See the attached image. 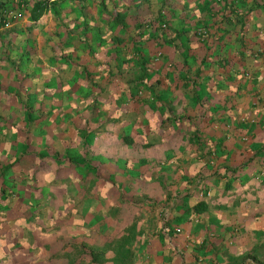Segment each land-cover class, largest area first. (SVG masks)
Here are the masks:
<instances>
[{
  "label": "crops",
  "instance_id": "crops-1",
  "mask_svg": "<svg viewBox=\"0 0 264 264\" xmlns=\"http://www.w3.org/2000/svg\"><path fill=\"white\" fill-rule=\"evenodd\" d=\"M36 1L0 26V169L37 174L35 187L59 197L80 182L74 212L98 199L122 221L99 225L95 239L84 223L85 239L132 247L122 264L140 252L142 264H219L264 245V0ZM144 62L153 73L138 80ZM18 142L27 152L15 163ZM75 150L96 175L77 173ZM30 196L11 192L9 213L28 214ZM137 212L154 224L128 222Z\"/></svg>",
  "mask_w": 264,
  "mask_h": 264
},
{
  "label": "rangeland",
  "instance_id": "rangeland-1",
  "mask_svg": "<svg viewBox=\"0 0 264 264\" xmlns=\"http://www.w3.org/2000/svg\"><path fill=\"white\" fill-rule=\"evenodd\" d=\"M81 92H83V90ZM94 103L96 102L91 103L92 106ZM69 116H71V113H65L63 116L62 114H59V117H65L67 121ZM142 122L144 123V121ZM44 123L45 120L43 119L37 124L36 128L38 131L41 130V126H44ZM131 128L133 127L127 123L124 125L125 130L130 131ZM80 147H82V145ZM26 152L27 150L25 143L22 144V142H18L17 148L15 147V149L11 152V154H14V158L16 160L15 163L19 162L22 157L24 158ZM75 152L79 153V155H77L76 159L73 161L77 173H81L83 174V177H86V171L91 170V172L96 175V166L86 165L87 162L80 153L82 151L75 150ZM45 153L51 155L49 151H45ZM64 158L65 157L62 155L61 158H54V161L58 164H63V162L66 163ZM60 167L64 166L60 165ZM64 172L65 168L60 169L58 174H63ZM45 174L47 178L45 183L49 184L52 188V175L49 170ZM22 176V174L14 172L8 165L3 166L1 179L4 183V186L14 187L15 193L24 196L25 188L19 190L16 188L17 185L13 186L15 182L20 180V177ZM84 182L87 181L83 180L81 184H84ZM73 185H75V188L72 187L74 191L70 192L72 196L69 194V197V195L65 193L59 197L54 195L56 194L55 192H57V190H52L51 193L47 186L43 185L37 188L35 187L34 183L30 182L26 185V187H28V189L31 191V196L30 198H24L27 205H29V207L25 209L28 214H21V216H19V214L12 215L9 213L10 207L6 208L4 204L0 203V207H2V212L4 213V216L0 217V254H2L0 255V264H96V262L98 264V261L92 260L91 258L96 255L107 259V264H122L124 262L122 258L123 254L127 253L128 251L131 252L132 247L130 249V247L121 245V242L123 241H115L117 237L113 238L111 241V244L113 245L109 247H96L92 243H89L87 239H85L87 231L83 230L84 223H90L93 229L89 230V236L91 234L93 239L101 237L99 234L100 228H98V226L107 222L115 224L117 221V214L107 213L106 207L101 206V200L99 201L98 199L92 200L93 209L90 214L81 212L82 208L80 209V207H78L77 211L74 212L72 206H79L82 204L80 199L83 195V188H81L80 182L77 183L75 181ZM125 187H127V185L124 186V188ZM76 188L78 189L77 191L75 190ZM35 189L39 192L41 197L36 194ZM58 189L62 191L64 187L59 185ZM4 193H9V189ZM50 195H53L54 197ZM39 200L42 202V204L40 207H36V204L39 202ZM69 201H77V204L72 205ZM82 206L84 208L86 203ZM139 210L141 211L146 209L141 208ZM147 217L148 216L146 214L137 212L133 216L130 215L129 219L127 220L128 222L137 220L140 225L143 226L154 224V222L152 223L143 221ZM2 218H6L8 221H15L1 223ZM19 218L20 220H18ZM117 222L121 223L122 221ZM21 229L23 230L21 231ZM131 230L132 229L124 230L125 235L127 232L131 233ZM143 230L144 229H140L141 236L149 232L148 229H146V231ZM20 232L22 233L20 234ZM104 241L106 242V238H104ZM257 245L259 247L258 250L262 253L264 264V245L260 243H257ZM254 248L257 249V246ZM254 248L250 247L247 249L246 252L243 253L244 258L238 261L222 262L221 258L218 257V261L220 262L219 264H261L257 262L252 256ZM79 253L86 255L84 256V259L81 258L79 262L70 260L77 257V254ZM141 253L142 252H140L138 255H135L136 259L133 261L135 264H142L141 261H143V259L141 258ZM151 258L152 256H150V259ZM154 263L158 264L159 262L154 260Z\"/></svg>",
  "mask_w": 264,
  "mask_h": 264
},
{
  "label": "trees",
  "instance_id": "trees-1",
  "mask_svg": "<svg viewBox=\"0 0 264 264\" xmlns=\"http://www.w3.org/2000/svg\"><path fill=\"white\" fill-rule=\"evenodd\" d=\"M42 1V3H40ZM34 4H43V0H38V1H36ZM43 6V5H42ZM167 23H166V21H164V22H161L160 23V25L163 27V28H165V25H166ZM191 26H193V33H200V34H204V35H206L207 34V30L205 29V28H201V30H198L199 29V25H196V24H193V23H189V30H190V27ZM161 27V28H162ZM162 28V29H163ZM161 33H163V31H161ZM163 57V50H162V48H158L157 50H156V52H155V54L153 55V57H152V61H156L157 62V60L159 61V60H161V58ZM189 60V55H188V53H187V55L185 56V61H188ZM145 63V62H144ZM155 65V64H154ZM153 65V68L154 69H156L155 68V66ZM143 71L142 72H140L138 75H137V79L138 80H142V79H145V78H147L148 76H150L152 73H153V70L151 69V65H149V64H147V63H145V65H144V67H143V69H142ZM40 153V156L42 157H44L45 159H46V164H48L49 165V161H48V159L46 158L47 156H49V154L48 153H45L44 151H42V152H39ZM53 158H56V156H52ZM45 164V167L47 168L48 166ZM55 164L53 163V166H54ZM11 168L14 170V167L13 166H11ZM2 172H3V168H1L0 169V201H2V204H4V206L7 208V206H8V203L6 202V198H7V196L11 193V192H14V190H15V188L14 187H6V186H4V183H3V181H2V179H1V176H2ZM17 172V171H16ZM17 173H20V174H22L21 172H17ZM23 176L22 177H20V180L18 181V182H15V184L13 185V186H15V185H17V189H23V188H25V190L28 188V187H26V185L28 184V183H34L35 185H36V183L37 184H39V181L41 180V178L40 177H36L37 176V174H35L34 175V173H31L27 178H28V180H27V178H26V174H22ZM36 178H37V180H36ZM30 181V182H29ZM28 182V183H27ZM197 184L198 185H201V180H199L198 182H197ZM6 187V188H5ZM5 188V189H4ZM12 188H14V189H12ZM8 189H9V194H6V195H4L3 193L7 190L8 191ZM12 189V190H11ZM36 192H38V191H36ZM39 193V192H38ZM40 201V200H39ZM3 206V207H4ZM0 209H2V207H0ZM1 213H3L2 211H1ZM0 213V216H4L3 214H1ZM257 246V249L256 248H254V252H253V258L257 261V262H259V263H261V264H263V257H262V253L258 250V245H256ZM244 255V254H243Z\"/></svg>",
  "mask_w": 264,
  "mask_h": 264
},
{
  "label": "built area",
  "instance_id": "built-area-1",
  "mask_svg": "<svg viewBox=\"0 0 264 264\" xmlns=\"http://www.w3.org/2000/svg\"><path fill=\"white\" fill-rule=\"evenodd\" d=\"M27 0H0V26L7 25L21 13L20 6ZM176 230H180L179 227Z\"/></svg>",
  "mask_w": 264,
  "mask_h": 264
}]
</instances>
